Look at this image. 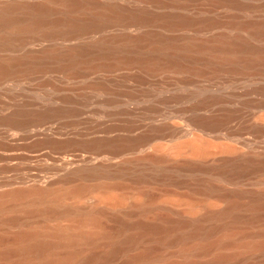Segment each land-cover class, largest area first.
Masks as SVG:
<instances>
[{
	"label": "bare ground",
	"instance_id": "1",
	"mask_svg": "<svg viewBox=\"0 0 264 264\" xmlns=\"http://www.w3.org/2000/svg\"><path fill=\"white\" fill-rule=\"evenodd\" d=\"M261 76L264 0H0V87L29 88L66 104L0 116L9 138L18 140L22 131L28 137L40 135L57 119L78 116L99 99L109 105L154 99L149 115L158 119L166 115L163 105L186 97L168 95L170 90L192 88L204 93L195 105L204 109L230 102L239 95L232 90L237 82ZM257 91L264 105V85ZM235 119L234 112L201 115L193 128L209 135L225 131ZM151 140V134L83 143L48 138L34 145L50 144L67 165L81 156L104 160L147 150ZM209 146L201 138L188 143L197 153H210ZM148 156L154 164L161 160ZM187 166L208 173L176 196L191 212L204 210L195 217L164 210L154 220L129 219L135 213H154L157 194L143 185L188 181L164 170L150 176L141 168L131 173L102 162L91 174L128 177L138 186V202L124 214H114L113 227L102 219L104 208L80 209L67 200L101 190V199L124 203L125 194L112 190L114 185L35 184L1 192L0 214L20 208L25 216L42 215V220L32 225L21 217L7 218L18 229L0 234V264H113L123 256L128 264H264V190L217 183H239L263 173L264 158L226 156L216 167ZM214 203L223 205L210 207ZM135 248L139 250L132 252Z\"/></svg>",
	"mask_w": 264,
	"mask_h": 264
},
{
	"label": "rangeland",
	"instance_id": "2",
	"mask_svg": "<svg viewBox=\"0 0 264 264\" xmlns=\"http://www.w3.org/2000/svg\"><path fill=\"white\" fill-rule=\"evenodd\" d=\"M251 81L237 82L232 90L239 95L230 102L214 103L211 107L204 109L195 107L204 93L201 94V91L192 88H174L168 92V95L184 94L186 97L163 105L162 110L166 115L158 119H152L149 115L154 99H141L131 102L129 105H109L99 99L86 107L78 116L57 119L52 127L37 136H25L26 133L22 131L20 133L22 136H19L18 140L9 138L6 133V125L0 124V193L35 184L40 186L53 184L55 188L76 187L80 184L88 186L100 184L104 187L114 185L115 187H111L112 190L125 194L126 201L124 203L112 205L101 199V190H93L85 196H76L67 200L69 204L80 209H91L96 206L104 208L106 214L102 216V219L105 224L113 227L116 224L113 215L124 214L138 202V186L128 177L91 174L96 164L102 162L112 169L123 166L131 173H135L141 168V171L150 176H155L164 170L167 174H174L178 178L188 181V185H183L161 179L143 185L157 194L153 202L154 213L148 215L135 213L129 219L154 220L156 213L164 210L172 211L173 216L181 214L185 217H195L204 210L198 213L191 212L187 203L178 201L176 196L194 188L198 184L197 179H207L208 173L204 170L192 172L187 166L189 163H202L205 166L216 167L221 163V158L226 156L264 158V131L262 130L264 128V105L259 104L263 97L257 91V88L264 85V77L261 76ZM213 89L210 90L213 91ZM55 100L56 102H54ZM61 105L66 106L59 99L42 98L29 88L10 85L0 87L1 117L22 110L54 109ZM68 106L71 105L68 104ZM230 112L235 113L236 119L229 122L228 128L223 132L208 135L193 128L197 116L221 117ZM130 125H134V127L131 128ZM61 126L63 128L57 129ZM142 134L152 135L147 150L128 151L118 157L104 160L81 156L79 160L67 165H63L57 159L58 153L53 151L50 144L34 145L38 141L48 138L60 141L72 139L83 143L95 138L126 139ZM196 138H201L207 145H210V153H197L188 147V143ZM75 153L89 155L81 150H77ZM149 154H154L161 160L154 164L149 159ZM119 181L126 183L129 187L116 186L119 185ZM263 181L264 172H257L239 183H222L219 180L217 183L232 189L241 187L262 191L264 190ZM222 205L223 203H214L210 204V207L220 208ZM11 217H21L22 222H30L32 225H37L42 220V215L27 217L22 209L9 208L0 214V234L18 229V225L11 224L7 220ZM55 222V220H51L50 224ZM64 222L71 223L72 221L66 219ZM255 229L258 230V228ZM138 250L135 248L132 252ZM257 256L260 258L261 254ZM113 264L128 263L123 256Z\"/></svg>",
	"mask_w": 264,
	"mask_h": 264
}]
</instances>
